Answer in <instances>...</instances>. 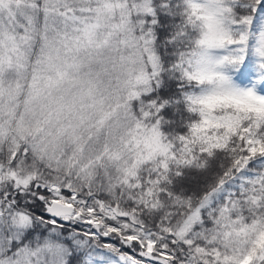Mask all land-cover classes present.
<instances>
[{
  "label": "snow or ice",
  "instance_id": "6c2138e0",
  "mask_svg": "<svg viewBox=\"0 0 264 264\" xmlns=\"http://www.w3.org/2000/svg\"><path fill=\"white\" fill-rule=\"evenodd\" d=\"M0 264H264V0H0Z\"/></svg>",
  "mask_w": 264,
  "mask_h": 264
}]
</instances>
